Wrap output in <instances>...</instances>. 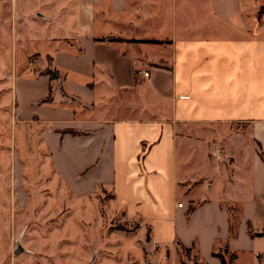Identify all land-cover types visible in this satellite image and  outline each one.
Listing matches in <instances>:
<instances>
[{"label":"crops","instance_id":"1","mask_svg":"<svg viewBox=\"0 0 264 264\" xmlns=\"http://www.w3.org/2000/svg\"><path fill=\"white\" fill-rule=\"evenodd\" d=\"M262 6L20 2L24 18L38 9L48 21L33 20L38 59L22 62L28 40L18 53L16 115L74 199L105 188L153 246L198 245L207 264H222L213 253L226 243L264 264V234H250L264 232Z\"/></svg>","mask_w":264,"mask_h":264},{"label":"rangeland","instance_id":"2","mask_svg":"<svg viewBox=\"0 0 264 264\" xmlns=\"http://www.w3.org/2000/svg\"><path fill=\"white\" fill-rule=\"evenodd\" d=\"M21 1L0 0V264H207L198 245H151L137 219L114 209L111 191L100 188L86 200L70 195L36 128L16 115L12 81L18 53L28 40L32 50L25 48L22 62L38 59L33 20L48 21L38 9L24 18ZM233 215L235 222L237 209ZM214 252L227 264L252 262L246 255L238 258L226 243Z\"/></svg>","mask_w":264,"mask_h":264},{"label":"trees","instance_id":"3","mask_svg":"<svg viewBox=\"0 0 264 264\" xmlns=\"http://www.w3.org/2000/svg\"><path fill=\"white\" fill-rule=\"evenodd\" d=\"M262 14H264V6L260 7V9H259V15H262ZM50 99H51V95H50L46 100H50ZM70 132H74V131H71V130H70ZM195 207H196V206L193 205V204L190 205V207H189V209H188V216L190 215V213L193 212V210L195 209ZM231 233H232V235L235 234V232H234L233 229H232V232H231ZM250 234L253 235V236H261V235L264 234V232L254 233V231L250 228ZM193 247H195V245H194ZM193 247H192V248H193ZM184 248L187 249V250L192 249V248H188V247H184ZM213 254H214V256L220 258L222 264H227V263H226V259H225V257H224L223 254L218 253V252H214Z\"/></svg>","mask_w":264,"mask_h":264},{"label":"built area","instance_id":"4","mask_svg":"<svg viewBox=\"0 0 264 264\" xmlns=\"http://www.w3.org/2000/svg\"><path fill=\"white\" fill-rule=\"evenodd\" d=\"M140 72H141V74H143L145 77L149 76V72H148V71L141 70ZM179 206H182V203H179Z\"/></svg>","mask_w":264,"mask_h":264}]
</instances>
